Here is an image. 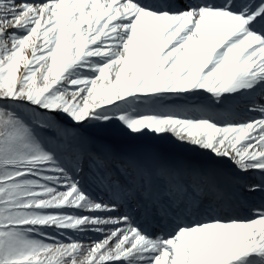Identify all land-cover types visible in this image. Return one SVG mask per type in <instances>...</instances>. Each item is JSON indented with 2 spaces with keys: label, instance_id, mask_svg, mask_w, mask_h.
I'll return each mask as SVG.
<instances>
[{
  "label": "snow or ice",
  "instance_id": "1",
  "mask_svg": "<svg viewBox=\"0 0 264 264\" xmlns=\"http://www.w3.org/2000/svg\"><path fill=\"white\" fill-rule=\"evenodd\" d=\"M0 264H264V0H0Z\"/></svg>",
  "mask_w": 264,
  "mask_h": 264
},
{
  "label": "bare ground",
  "instance_id": "2",
  "mask_svg": "<svg viewBox=\"0 0 264 264\" xmlns=\"http://www.w3.org/2000/svg\"><path fill=\"white\" fill-rule=\"evenodd\" d=\"M199 98H202V97H197V98H195V100L197 102L203 103V101H198L197 100ZM229 108H231V110L234 113L239 112L240 115H238V117L244 118L245 114L243 113V111H241V108L237 109L235 105L229 106ZM220 111L223 112L224 110H220ZM110 130H113L116 133H118L117 135L120 136L122 139H124V141H127V140H135L136 139L135 137H132V136L127 135V133L120 126H118V125L113 126ZM138 140L149 141L148 143L149 144H152V145H153V143H155L157 145L162 144L164 147H166V150L167 151H172L173 153H176L177 155L180 154L178 159H183V160H196V161H202V160H205L206 159L205 156L197 154L201 150L195 149L192 146L181 145L173 137H171L170 135H167V138L165 140H159L158 138H156V137L152 136L151 134H149L148 136H144V137L138 138ZM111 141L113 143L119 142L118 139H116V138H115L114 141L113 140H111ZM126 147H129V146L126 145ZM201 153H202V151H201ZM169 156L172 157V158H175V155H173V154H171ZM221 168H223L224 171H228V167L225 166V165H223ZM91 186H92V190H96L93 185H91ZM100 238H101L100 236H97L96 238H93V239H100ZM86 242H88V241H86Z\"/></svg>",
  "mask_w": 264,
  "mask_h": 264
},
{
  "label": "rangeland",
  "instance_id": "3",
  "mask_svg": "<svg viewBox=\"0 0 264 264\" xmlns=\"http://www.w3.org/2000/svg\"><path fill=\"white\" fill-rule=\"evenodd\" d=\"M113 132V133H112ZM103 133H108V134H115L116 132L115 131H113V130H110V129H108V130H106L105 132H103Z\"/></svg>",
  "mask_w": 264,
  "mask_h": 264
}]
</instances>
